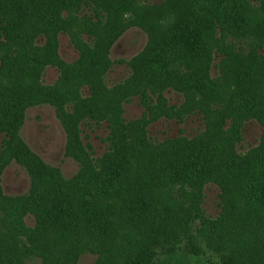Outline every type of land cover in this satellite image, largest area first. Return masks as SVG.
Here are the masks:
<instances>
[{
    "label": "rangeland",
    "instance_id": "1",
    "mask_svg": "<svg viewBox=\"0 0 264 264\" xmlns=\"http://www.w3.org/2000/svg\"><path fill=\"white\" fill-rule=\"evenodd\" d=\"M115 1L95 0L99 11L84 14L77 0H0L1 262L223 264L226 254L228 264H264V40L247 63L226 60L215 39L221 29L209 38L210 17L188 22L189 3L214 13L219 0H171L156 10L142 7L164 0ZM244 12L237 8L233 29L242 30ZM168 30L172 48L160 56L149 44ZM184 35L201 49L176 45ZM229 39L241 52L245 38ZM236 75L249 83L223 124L215 110L230 91L218 103L217 83L238 88ZM147 86L165 87L152 100L162 115L147 137L191 141L167 150L173 164L160 169L114 121L119 107L125 122L140 119L146 110L133 93ZM197 106L208 107L209 130L198 110L179 119Z\"/></svg>",
    "mask_w": 264,
    "mask_h": 264
},
{
    "label": "trees",
    "instance_id": "2",
    "mask_svg": "<svg viewBox=\"0 0 264 264\" xmlns=\"http://www.w3.org/2000/svg\"><path fill=\"white\" fill-rule=\"evenodd\" d=\"M77 1H79V4H77V5L81 8V11L84 12V14H88V10L90 12H94V13H95V11H99V6L94 2L95 0H77ZM170 1L171 0H164L163 2H161L159 4L146 5V6H143L142 8H146L149 10L162 9ZM111 2H116V1L110 0V3ZM199 2L206 3V2H211V1L199 0ZM187 3H189V2L183 1L182 5H185ZM189 4L192 7V10L189 11L190 16H189L188 22L190 24H195V23L200 24L201 21L199 19V16L205 17V18L210 17V26H214L213 31L210 33V36H209L210 40L214 38V35L217 32L216 29L218 27L221 29L219 31V35H220L219 38L218 39L215 38V39L217 41H220V42H218V44L221 43L222 44L221 46L225 47L223 59L231 60V59L235 58L236 61L243 64V63L248 62L247 60L249 57H251V59H252V58H255L259 55L258 50L261 48V46L263 44L262 40H264V38L259 37V33L261 32L262 28L264 27V0H255V2H252L251 0H225V1L219 0V3L217 4L218 7L214 13L208 11V6L203 7L201 9H195L194 8L195 4H193V3H189ZM240 6H245L242 30L233 29L234 23L236 22V20H234V15L237 14V8ZM106 13L108 14L107 10H106ZM109 14L111 15L110 10H109ZM84 16L87 17V19H84V21H86L87 23H90V19L93 20L92 17H88V15H84ZM92 16H94V21H96V22H97V20L100 19V18H97L96 17L97 15L95 16V14L94 15L92 14ZM88 18H90V19H88ZM91 24L97 25V24H94L93 22ZM169 33H170L169 30L166 32L164 31L161 38H158V41H157V39L154 38L152 40V44H149L150 45L149 48L150 49L156 48V50L159 51L160 56H163V55L166 56L167 55L166 51H168L169 49L172 48V47L168 46L167 43L170 44L174 41L169 36H167V34H169ZM95 34H96V40L99 41L98 39L100 38V34L99 33H95ZM226 34H228L231 37H229ZM188 37L189 36L184 35V42L186 41L187 43L180 41V44H176V45L181 46L183 49L188 50V51H194L195 47H197L198 49H201V46L196 45V42H189ZM233 37L234 38H245L244 43L241 44L242 47H238V50L241 52H236V53L232 52L233 47H232V44L230 43L231 41L229 38L234 39ZM198 40L200 42L201 39L199 38ZM228 43L231 44V47H229ZM55 49H56V41H55ZM86 49H88L87 46H86ZM144 60H145V58H144ZM201 60H202V58L198 59V61H201ZM199 64H201V63H199ZM205 65H206V67H207V65L209 66V62L206 61ZM198 68L197 69H186L187 72H185L183 75H181L180 78L182 80H184L186 77H188V76L190 77L189 74L197 75L198 72L202 70V69L200 70ZM132 69L134 71L136 70L134 65H132ZM245 75L246 74H244V76ZM232 78L237 83L238 88L233 89L232 88L233 83L225 84V78H220L219 83H217V87H218L219 92H220V96L217 97L218 103L221 104L223 101V97H225V99H226V95H224V94H226L228 91H230L228 96H227V99L225 100V103L223 104V106L220 107L221 110H219V109L215 110V112L221 111V112H218V116L220 114L219 118H221L223 120V124L225 123V119L231 118L232 117L231 113L233 114L235 112L232 109L230 111L231 113L227 114L226 112L228 111V107H232L233 102H234V98L237 95H239V94H241V96L244 95L243 92L246 90L245 85L247 83H249V79H246L245 77L242 78L241 75H236ZM205 80L209 81L208 76H207V72H206V68H205ZM199 86H201V85L199 84ZM199 86H197V88L191 87V89L195 88V90H200L201 88ZM215 86H216V84H214V87ZM164 89H165V87L156 89L153 86H147L143 90H140L136 93H133V94L139 96L140 102L146 110L142 114V116L140 117L139 120L125 122V120L121 116L122 110H123L122 107H119V109L115 115V119H114V121L116 122V124L120 128V135L123 138V141L125 143H129L130 145L135 146V139H138L140 144L143 147L150 149L149 152H148V149L145 150V153H144L145 156L143 158V162H145V164L148 167H151L154 169H160L163 166L173 164V161H171V160L164 161L163 155L167 150H169L173 147H176V145L181 143V141H185L186 143L191 142V141L185 140L184 138H182L180 136V137H176V138H167V139H164L162 141L154 143L149 139V137H147V131H146L147 125L150 122L157 120L159 118V116L162 115V114L156 112L158 107L152 105V100H154V97H155L158 101V98H160L162 96V91ZM182 90L184 92H186L185 89H182ZM202 92H204V94H206V95L209 94L203 90H202ZM126 98L127 97H125L124 99H126ZM156 99L154 101H156ZM165 108H167V107H165ZM203 108H204L203 110H205L208 107H203ZM196 110L200 111L203 114L204 119H205V117H206L205 112L198 106L197 107H189L188 110L184 111V113H182V115L179 116V119L183 120L184 116L191 114V113L195 112ZM102 118L105 120L106 119L109 120V117H107V116H104ZM258 120H260V119H258ZM138 122H141V125L139 127L135 128V129L139 130V132L136 133L133 130L132 125L138 124ZM205 122H206L205 129H208L210 126L209 125V119H205ZM223 124L221 123V126H220L221 129H223ZM242 124L243 123L241 122L237 126L238 134H240V127L242 126ZM109 126L113 130V126L111 123ZM213 129L217 130L215 128H213ZM223 130L228 131L229 128L228 129L225 128ZM263 130H264V123H263ZM83 150L86 151L85 148ZM136 158L132 157V159H131V163L133 166H135V159ZM237 158H238V160L245 159V157L244 158L237 157ZM127 161L130 164V160L127 159ZM231 167L234 168L233 165ZM248 187H250L249 191L253 193V190L255 189V187H251V186H248ZM240 189H243V188L240 186L239 190ZM197 209L199 210V211L197 210V212H202L199 204H198ZM24 229L28 232H33L32 228L24 227ZM223 257H224L223 264H228L229 263L228 256L226 254H223ZM134 263L135 262L130 261L129 264H134ZM0 264H3L1 262V260H0ZM112 264H115V263L112 261ZM176 264H181V263H176ZM187 264H208V263L203 262L199 259H195L193 262H189Z\"/></svg>",
    "mask_w": 264,
    "mask_h": 264
}]
</instances>
